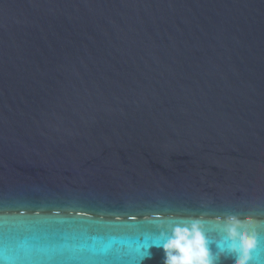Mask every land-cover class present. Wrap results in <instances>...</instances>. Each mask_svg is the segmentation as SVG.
<instances>
[{
    "label": "water",
    "instance_id": "1",
    "mask_svg": "<svg viewBox=\"0 0 264 264\" xmlns=\"http://www.w3.org/2000/svg\"><path fill=\"white\" fill-rule=\"evenodd\" d=\"M228 216L264 264V0H0L9 260L136 264L198 219L232 264Z\"/></svg>",
    "mask_w": 264,
    "mask_h": 264
},
{
    "label": "clouds",
    "instance_id": "2",
    "mask_svg": "<svg viewBox=\"0 0 264 264\" xmlns=\"http://www.w3.org/2000/svg\"><path fill=\"white\" fill-rule=\"evenodd\" d=\"M252 223L248 216H228L224 220L226 251L234 253L232 264H247L249 260V250L254 246L256 235L248 227ZM162 228L156 245L163 252L162 264H216L220 253L213 255L209 251L203 225L198 219L170 229ZM224 251L221 248V253Z\"/></svg>",
    "mask_w": 264,
    "mask_h": 264
},
{
    "label": "snow or ice",
    "instance_id": "3",
    "mask_svg": "<svg viewBox=\"0 0 264 264\" xmlns=\"http://www.w3.org/2000/svg\"><path fill=\"white\" fill-rule=\"evenodd\" d=\"M67 224L68 227L74 234H85L88 231V226L85 221L82 220H72V221H57L55 227L57 230H61L57 227V225ZM3 222L0 220V264H110L107 261H11L8 256L5 255L6 249L4 247V239H3ZM157 241H153L152 243H148L142 246L143 250H137V260L136 264H139V261L142 260L145 256L148 255L147 249L152 245H157ZM259 245V235L257 234L255 237V244L249 250V262L252 264V256L257 251V247Z\"/></svg>",
    "mask_w": 264,
    "mask_h": 264
}]
</instances>
